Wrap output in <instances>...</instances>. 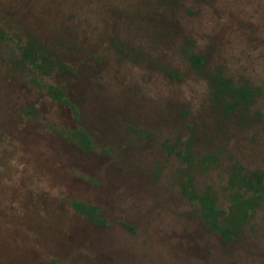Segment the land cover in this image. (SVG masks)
<instances>
[{
	"label": "rangeland",
	"instance_id": "1",
	"mask_svg": "<svg viewBox=\"0 0 264 264\" xmlns=\"http://www.w3.org/2000/svg\"><path fill=\"white\" fill-rule=\"evenodd\" d=\"M0 26V264H264V203L227 241L182 192L186 170L227 209L232 163L264 170V0H0ZM29 37L70 69L35 73ZM190 52L262 92L225 114ZM188 139L218 157L207 172L172 151Z\"/></svg>",
	"mask_w": 264,
	"mask_h": 264
},
{
	"label": "trees",
	"instance_id": "2",
	"mask_svg": "<svg viewBox=\"0 0 264 264\" xmlns=\"http://www.w3.org/2000/svg\"><path fill=\"white\" fill-rule=\"evenodd\" d=\"M0 40H15V38L0 26ZM16 44L24 64L40 76H52L55 71L70 69V66L49 52L34 37H29L26 42L16 41ZM188 59L195 70L209 80L212 99L225 114L250 106L262 92L259 86L248 82H236L221 67L207 68L206 57L202 54L190 52ZM41 88L55 101L70 107L76 114L79 113L77 105L63 87L44 82ZM70 137L85 150L94 147L91 137L84 129L70 130ZM172 151L182 158L190 169L199 167L207 172L212 164L218 162V157L213 154H206L196 159L192 139L185 141V148L175 147ZM182 179L183 194L200 209L206 226L218 232L227 241H232L238 236L241 229L251 220L256 209L264 203V170L259 168L248 170L237 161L232 163L229 170L230 193L227 209L220 207L219 196L212 186L198 188L193 175L186 170H183ZM72 206L91 222L97 225H108L100 206L78 199L72 201Z\"/></svg>",
	"mask_w": 264,
	"mask_h": 264
}]
</instances>
